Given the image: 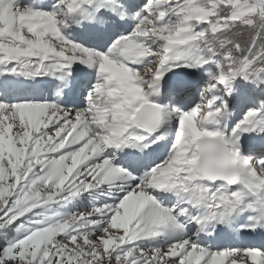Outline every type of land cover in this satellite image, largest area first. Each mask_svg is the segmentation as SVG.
Returning <instances> with one entry per match:
<instances>
[{
	"label": "snow or ice",
	"instance_id": "snow-or-ice-1",
	"mask_svg": "<svg viewBox=\"0 0 264 264\" xmlns=\"http://www.w3.org/2000/svg\"><path fill=\"white\" fill-rule=\"evenodd\" d=\"M0 264H264V0H0Z\"/></svg>",
	"mask_w": 264,
	"mask_h": 264
}]
</instances>
